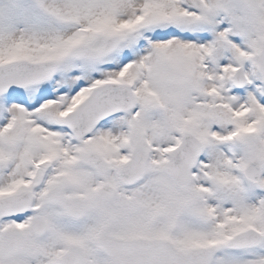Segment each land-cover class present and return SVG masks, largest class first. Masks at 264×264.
<instances>
[{
    "label": "snow or ice",
    "instance_id": "obj_1",
    "mask_svg": "<svg viewBox=\"0 0 264 264\" xmlns=\"http://www.w3.org/2000/svg\"><path fill=\"white\" fill-rule=\"evenodd\" d=\"M0 264H264V0H0Z\"/></svg>",
    "mask_w": 264,
    "mask_h": 264
}]
</instances>
